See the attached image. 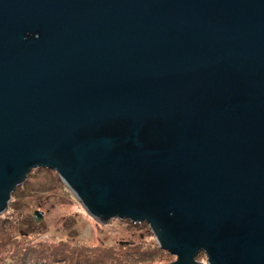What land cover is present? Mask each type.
<instances>
[{"label": "water", "instance_id": "95a60500", "mask_svg": "<svg viewBox=\"0 0 264 264\" xmlns=\"http://www.w3.org/2000/svg\"><path fill=\"white\" fill-rule=\"evenodd\" d=\"M37 168L166 264H264V0H0V214Z\"/></svg>", "mask_w": 264, "mask_h": 264}, {"label": "rangeland", "instance_id": "374dc122", "mask_svg": "<svg viewBox=\"0 0 264 264\" xmlns=\"http://www.w3.org/2000/svg\"><path fill=\"white\" fill-rule=\"evenodd\" d=\"M35 211L42 213L39 222ZM127 243V244H126ZM145 223L88 216L58 175L31 170L0 214V264H166Z\"/></svg>", "mask_w": 264, "mask_h": 264}, {"label": "clouds", "instance_id": "9594fccd", "mask_svg": "<svg viewBox=\"0 0 264 264\" xmlns=\"http://www.w3.org/2000/svg\"><path fill=\"white\" fill-rule=\"evenodd\" d=\"M9 206V205H8Z\"/></svg>", "mask_w": 264, "mask_h": 264}]
</instances>
